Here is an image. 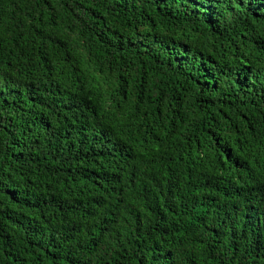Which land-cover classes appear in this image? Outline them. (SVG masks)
I'll return each instance as SVG.
<instances>
[{
    "label": "trees",
    "instance_id": "obj_1",
    "mask_svg": "<svg viewBox=\"0 0 264 264\" xmlns=\"http://www.w3.org/2000/svg\"><path fill=\"white\" fill-rule=\"evenodd\" d=\"M0 264H264V0H0Z\"/></svg>",
    "mask_w": 264,
    "mask_h": 264
}]
</instances>
